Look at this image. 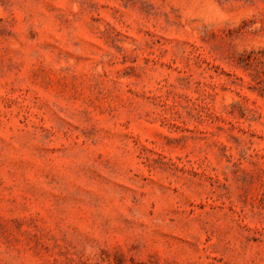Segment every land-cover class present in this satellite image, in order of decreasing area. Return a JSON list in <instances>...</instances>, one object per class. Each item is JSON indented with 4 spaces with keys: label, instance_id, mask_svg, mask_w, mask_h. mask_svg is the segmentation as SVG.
Wrapping results in <instances>:
<instances>
[{
    "label": "rangeland",
    "instance_id": "obj_1",
    "mask_svg": "<svg viewBox=\"0 0 264 264\" xmlns=\"http://www.w3.org/2000/svg\"><path fill=\"white\" fill-rule=\"evenodd\" d=\"M0 264H264V0H0Z\"/></svg>",
    "mask_w": 264,
    "mask_h": 264
}]
</instances>
